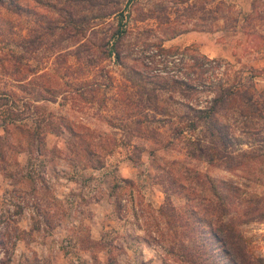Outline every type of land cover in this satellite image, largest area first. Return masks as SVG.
I'll return each mask as SVG.
<instances>
[{"label": "rangeland", "instance_id": "obj_1", "mask_svg": "<svg viewBox=\"0 0 264 264\" xmlns=\"http://www.w3.org/2000/svg\"><path fill=\"white\" fill-rule=\"evenodd\" d=\"M13 1L18 8L0 2V264H189L185 254H202L199 240L206 238L198 236L200 220L190 209L207 228L217 220L211 181L228 206L225 220L240 234L244 258L264 264V213L255 215L264 212V118L258 140L234 128L241 139L222 147L226 157L189 155L191 139L211 144L205 123L176 130L187 114L209 105L212 92L184 97L153 79L185 78L194 62L189 54L201 52L194 47L151 62L155 49L142 52L139 33L151 27L147 40L156 42L174 29L211 27L220 14L230 24L237 7L228 0ZM255 5L247 25L264 31V0ZM117 32L121 54L112 61L109 39ZM249 55L246 49L241 63L216 58L195 70L207 68L205 83H238L257 70ZM251 82L264 98V78ZM229 112L221 118L231 123ZM48 131L55 138L50 148ZM22 149L29 154L24 165ZM49 172L76 183L69 199L55 196ZM98 198L100 214L83 205ZM93 213L108 222L96 238L87 219ZM216 246L223 255L212 264H229L223 245Z\"/></svg>", "mask_w": 264, "mask_h": 264}, {"label": "trees", "instance_id": "obj_2", "mask_svg": "<svg viewBox=\"0 0 264 264\" xmlns=\"http://www.w3.org/2000/svg\"><path fill=\"white\" fill-rule=\"evenodd\" d=\"M0 2H5V5H7L8 7L9 5H11V3H13L16 8L19 7V4H17V2L13 0H0ZM220 2L223 1L220 0ZM255 3V0H253V9L256 6ZM251 16L252 12L244 16L246 24H249L248 19ZM217 18H224V15L220 14L219 16H217ZM188 29L191 28H183L180 30L174 29L167 36H162L159 41L155 42L147 40L148 36L150 35L153 29L151 27L143 28L139 32L141 36L144 35L145 37V40L143 42L144 47L141 49V51H146V49H149V47L151 46L154 47L155 52L147 56L151 62L157 61V59L155 58L156 55L162 56V59L166 61L169 55L174 56L179 52L187 53L193 50V48L190 46L184 48L176 46L168 47L163 45V42L165 39L173 37L179 34L180 32L186 31ZM247 31L249 35H251V37L253 38L252 44L254 48L258 49L264 46V31H258L254 27L248 28ZM119 37L120 36H118L114 43L116 58H120L121 54L117 44ZM189 57L193 59L194 62L190 65L191 70L188 69L183 72L185 73V78L182 77L181 79L173 75L171 76L170 81L165 79L160 81V79L157 78L153 79V81H155L160 87H163L165 90H169L170 92L179 89L183 92L184 97H190L195 93L204 92L207 89L211 90L212 92L211 97L209 99V105L199 107L198 109L196 108L197 112H195L193 116H188L187 114V116H185L186 123L184 125H179L178 129L176 130L177 133H180L183 132L184 129L192 130L198 128V121H202L203 123H205V128L207 130V134L205 135L210 138L211 144H206L205 142L202 143L203 139L201 137H195L194 139L190 140L192 144L188 148V154L191 156L208 154L207 158L209 160H214L217 157H219L218 159H220V157H223L222 155L226 157L227 154H222L223 151H220L222 147L226 149L230 145L237 142V140L241 139L240 134L234 132V128H239L241 133H248V135L251 136L253 140H258V138L256 137L259 136V132L261 130L258 119L264 118V98L263 96L256 94L254 85H251L250 82L252 76H255L258 73L257 71L259 70H251L247 74V76H243L240 82L238 83H228L227 85H225L223 81H212L210 83H205V79L201 76L203 75V73L206 72L207 68L201 69L200 71L197 70V72L195 68L198 65H201L206 62H217L218 59L209 58L203 53H200L199 56L195 54H189ZM149 75L155 76L156 73H149ZM198 76H200V78H198ZM205 86H207V88ZM157 88L152 89L153 96L156 95L155 90ZM188 106L190 108H195L189 103ZM160 111L162 112L163 109H160ZM227 111H230V116H234V119L231 123L226 122L223 118H221L222 115H227L225 114L227 113ZM157 119L160 120L163 118L158 117ZM253 150L254 149H249V152H252ZM94 167L99 166L94 165ZM210 184L211 189L214 191V193H216V195L218 196L217 198H219V201L213 207V211L211 212L212 217L217 220L213 223L208 222L207 228L203 225V218L197 214V210L190 209V215L198 218L197 221L200 220L198 224L200 225L202 231L200 235L198 234V236L203 237L205 234L206 238H201V240H199L200 244L203 246L202 254H198L197 252L196 255H191V251H189L187 254H185L186 261L189 264H212L213 261H215L217 258L219 259L218 256L223 255L222 250H219L216 246L217 243H221L224 247V254L230 255V257L226 259L229 264H254L255 262L263 263V260L259 258L255 259V261H253L252 259L246 260L244 258V245L241 242L240 234L233 227L232 222L225 220V214L228 211V206L222 200L223 198L221 194L218 193L217 187L214 182L211 181ZM163 206L161 205V207ZM256 213L257 214L255 215L260 218L259 215H262L264 212L258 211ZM182 224L188 226V219H185ZM194 227L195 226H193V228Z\"/></svg>", "mask_w": 264, "mask_h": 264}, {"label": "crops", "instance_id": "obj_3", "mask_svg": "<svg viewBox=\"0 0 264 264\" xmlns=\"http://www.w3.org/2000/svg\"><path fill=\"white\" fill-rule=\"evenodd\" d=\"M232 4L237 7V14L235 16V20L233 19L230 24H226L224 18H217L219 21L214 23L211 27H199V28H191L186 31H182L179 34L167 38L164 40L163 45L165 46H176L180 48L184 47H192L196 48L197 51L205 54L209 58H225L231 61H237L241 63L243 59H245L244 52L247 49V52L250 54L248 57V63L253 65V69H257L258 73L255 76H259L264 78V49L254 48L253 47V38L248 33V28H252L251 25H247L244 20V16L254 9L252 7L253 0H228ZM256 2V0H255ZM221 21V22H220ZM263 51V52H260ZM257 54V57H256ZM241 60V61H240ZM3 132V125L0 123V133ZM52 133L48 131L45 135V146L53 147L55 144V138H51ZM38 160L41 165L46 166L48 161L46 155L44 153H38ZM29 154L27 150L22 149L18 152V160L21 165H24L28 162ZM47 167V166H46ZM119 174L122 175L120 169H118ZM45 174H47V170H43ZM51 175V180H55L54 174L49 172V176ZM76 183H73L71 179L64 178L62 181L55 180L54 187L52 189L55 193V196L59 199L61 198H70V194H73L72 186ZM58 187L57 188H55ZM75 189V188H74ZM60 191V193H58ZM101 199V198H100ZM93 199L87 200L83 205L87 208L96 209L97 213L100 214L99 204L101 200ZM98 207H97V206ZM93 213L92 216H87L88 222L91 223V236L94 235H102L103 226L108 223L103 221L102 215H98ZM23 217L28 219V216L23 214ZM99 225V230L98 227ZM101 228V229H100ZM93 230V232H92Z\"/></svg>", "mask_w": 264, "mask_h": 264}, {"label": "built area", "instance_id": "obj_4", "mask_svg": "<svg viewBox=\"0 0 264 264\" xmlns=\"http://www.w3.org/2000/svg\"><path fill=\"white\" fill-rule=\"evenodd\" d=\"M129 13H130L129 7H127L126 9L123 10L122 18H121V23H122L121 27L126 26V22L128 20ZM117 38H118V32L109 39L110 58L112 61H114L116 58L114 43H115Z\"/></svg>", "mask_w": 264, "mask_h": 264}]
</instances>
